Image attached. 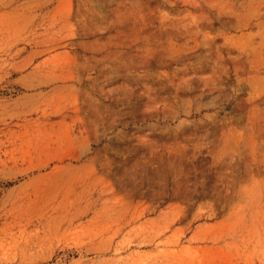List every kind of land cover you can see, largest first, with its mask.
<instances>
[{"label":"rangeland","instance_id":"rangeland-1","mask_svg":"<svg viewBox=\"0 0 264 264\" xmlns=\"http://www.w3.org/2000/svg\"><path fill=\"white\" fill-rule=\"evenodd\" d=\"M0 264H264V0H0Z\"/></svg>","mask_w":264,"mask_h":264},{"label":"bare ground","instance_id":"bare-ground-1","mask_svg":"<svg viewBox=\"0 0 264 264\" xmlns=\"http://www.w3.org/2000/svg\"><path fill=\"white\" fill-rule=\"evenodd\" d=\"M174 245H176V243H174Z\"/></svg>","mask_w":264,"mask_h":264}]
</instances>
